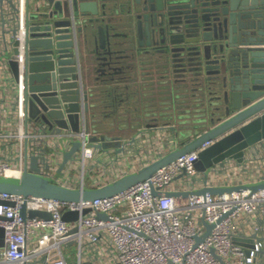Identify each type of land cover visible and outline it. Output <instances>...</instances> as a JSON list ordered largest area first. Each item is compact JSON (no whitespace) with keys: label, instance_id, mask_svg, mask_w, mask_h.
Masks as SVG:
<instances>
[{"label":"built area","instance_id":"2783aa9c","mask_svg":"<svg viewBox=\"0 0 264 264\" xmlns=\"http://www.w3.org/2000/svg\"><path fill=\"white\" fill-rule=\"evenodd\" d=\"M26 4L0 0V175L21 176L35 155L39 171L61 185L97 186L140 169L182 143L173 125L149 124L131 138H121L119 146L99 149L93 145L97 132L91 124L87 127L84 109L78 131H56L32 118ZM78 139L80 147L62 165L64 149ZM213 142H202L149 179L93 200L0 192V227L5 229L0 264H264V188L159 194L264 180V151L255 145L260 141L248 147L244 159L227 157L207 173L200 171L196 160ZM31 209L46 210L50 216H29ZM67 211L80 214L67 220ZM99 212L107 215L99 217Z\"/></svg>","mask_w":264,"mask_h":264},{"label":"water","instance_id":"95a60500","mask_svg":"<svg viewBox=\"0 0 264 264\" xmlns=\"http://www.w3.org/2000/svg\"><path fill=\"white\" fill-rule=\"evenodd\" d=\"M26 13L29 113L51 129L78 131L82 109L88 127L103 105L98 91L83 79L81 43L88 49L97 79L107 81L102 76L114 79L123 72V62L131 55L124 52L134 30L143 53H158L169 79L181 85L183 95L194 96L196 103L193 109L188 108L187 116H180L184 124L180 145L114 181L97 186L61 185L39 171L34 155L21 176L0 175V192L93 200L149 179L206 140L214 142L201 150L195 163L206 173L227 157L244 159L248 147L264 140V0H27ZM120 23L130 28L128 32L120 31ZM11 63L17 72V62ZM92 140L94 147L107 149L119 146L121 136L97 132ZM80 144L79 139L74 140L64 149L62 165ZM241 188H264V180L159 194L220 193ZM22 214L27 216L26 207ZM79 214L67 211L64 218L73 220ZM36 215L48 217L50 212L29 211V216ZM106 215L98 213L99 217ZM4 236L5 229L0 227V246L5 245Z\"/></svg>","mask_w":264,"mask_h":264},{"label":"crops","instance_id":"0c3cea01","mask_svg":"<svg viewBox=\"0 0 264 264\" xmlns=\"http://www.w3.org/2000/svg\"><path fill=\"white\" fill-rule=\"evenodd\" d=\"M120 24V31L128 32L130 28ZM121 39L127 40L125 36H121ZM139 39L137 30H134L131 43L126 45L124 52L131 55L123 62V72L117 73L114 79H111L112 75L102 76L108 78L107 81L97 79L88 49L81 43L83 79L98 91L97 98L103 100L98 112L103 124L91 121V127L107 137L119 135L121 138H131L139 129L149 124L169 123L181 138L180 131L184 124L180 116H187L188 108L195 107V97L190 93L183 95L181 85L169 79L166 65L158 53L153 51L144 54ZM114 119L118 122L110 124ZM255 145L259 151H264V142L260 141Z\"/></svg>","mask_w":264,"mask_h":264},{"label":"rangeland","instance_id":"374dc122","mask_svg":"<svg viewBox=\"0 0 264 264\" xmlns=\"http://www.w3.org/2000/svg\"><path fill=\"white\" fill-rule=\"evenodd\" d=\"M99 109H100V108H99ZM95 117H96V119L93 120L95 124H101V123L103 124V121H100L101 118L98 117V113H97V115H96ZM117 122H118V120H115V119H114L110 124L113 125V123L115 124V123H117ZM90 124L92 125V122H90Z\"/></svg>","mask_w":264,"mask_h":264}]
</instances>
